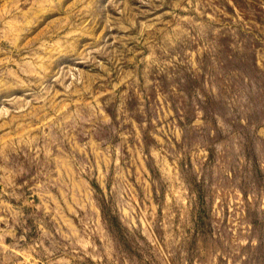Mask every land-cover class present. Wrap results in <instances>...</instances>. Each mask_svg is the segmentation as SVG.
I'll use <instances>...</instances> for the list:
<instances>
[{"label": "rangeland", "instance_id": "obj_1", "mask_svg": "<svg viewBox=\"0 0 264 264\" xmlns=\"http://www.w3.org/2000/svg\"><path fill=\"white\" fill-rule=\"evenodd\" d=\"M0 264H264V0H0Z\"/></svg>", "mask_w": 264, "mask_h": 264}]
</instances>
